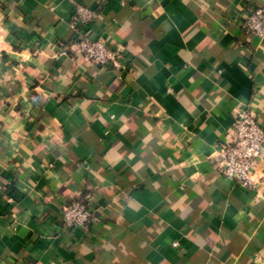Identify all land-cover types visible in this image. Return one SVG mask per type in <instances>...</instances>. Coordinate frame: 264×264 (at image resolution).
<instances>
[{
	"label": "crops",
	"instance_id": "crops-1",
	"mask_svg": "<svg viewBox=\"0 0 264 264\" xmlns=\"http://www.w3.org/2000/svg\"><path fill=\"white\" fill-rule=\"evenodd\" d=\"M76 2L127 71L77 58ZM257 4L0 0V264H264V151L257 189L208 158L239 109L264 128ZM81 196L97 219L66 231Z\"/></svg>",
	"mask_w": 264,
	"mask_h": 264
},
{
	"label": "built area",
	"instance_id": "built-area-1",
	"mask_svg": "<svg viewBox=\"0 0 264 264\" xmlns=\"http://www.w3.org/2000/svg\"><path fill=\"white\" fill-rule=\"evenodd\" d=\"M96 17L93 9L76 2L70 24L78 37L70 45L78 59L88 65L107 66L112 71L122 73L129 69L130 62L123 57L122 48L111 47L101 38H94L87 31H81ZM240 27L249 35L264 38V5L257 4L247 9ZM264 151V128L250 106L239 109L230 128L226 141L215 146L208 158L214 169L222 177L245 187L257 189L259 180L256 169ZM96 211L81 196L71 200L60 212V224L66 231L88 226L97 219ZM177 246V242L172 244Z\"/></svg>",
	"mask_w": 264,
	"mask_h": 264
}]
</instances>
